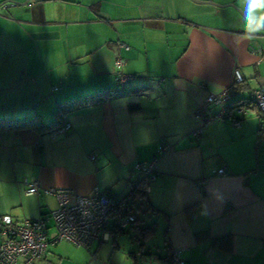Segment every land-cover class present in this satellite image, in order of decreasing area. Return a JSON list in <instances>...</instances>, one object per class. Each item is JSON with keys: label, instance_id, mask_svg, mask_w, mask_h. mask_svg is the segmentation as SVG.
I'll use <instances>...</instances> for the list:
<instances>
[{"label": "crops", "instance_id": "0c3cea01", "mask_svg": "<svg viewBox=\"0 0 264 264\" xmlns=\"http://www.w3.org/2000/svg\"><path fill=\"white\" fill-rule=\"evenodd\" d=\"M23 1L0 0V118L48 122L75 97L134 92L66 112L65 134L0 130V214L21 222L50 212V187H98L122 200L141 181L136 164L155 162L145 199L156 210H143L155 221L137 222L128 210L135 221L123 230L107 227L106 239L87 246L50 243L29 264H168L171 246L185 264H264L259 110L252 104L238 125L203 119L221 108L207 102L209 93L225 89L235 104L264 86V0ZM117 56L132 74L123 88ZM26 181H37L38 192L27 194ZM223 236L229 248L212 243Z\"/></svg>", "mask_w": 264, "mask_h": 264}, {"label": "built area", "instance_id": "2783aa9c", "mask_svg": "<svg viewBox=\"0 0 264 264\" xmlns=\"http://www.w3.org/2000/svg\"><path fill=\"white\" fill-rule=\"evenodd\" d=\"M117 44L119 48H128L124 42ZM256 53L261 54V50L256 49ZM123 65L124 59L117 56L114 67L116 81L120 87L125 86L132 78V74L123 72ZM240 81H242V75L236 69L235 82ZM206 100L219 104L221 108L214 116L204 117V122L228 118L232 125H238L242 116L253 104L259 110L262 128H264V86L252 89L247 97L235 104L228 101L229 95L225 89L218 93H209ZM70 129V122H65L54 132L65 134ZM89 158L94 159L95 154H89ZM154 164L152 159L139 162L135 167L136 171L142 174V184L146 193L154 178ZM216 173H224V167H219ZM26 184L24 191L27 194L38 192L37 181H26ZM45 191L57 199V207L50 212L34 218H25L21 222H13L9 214H0V224L5 233V238L0 241V264H14L19 258H22V264H29L42 256L50 243L61 240L76 246H87L93 240L106 239L107 227L121 230L135 221V215L125 211L122 203L118 204L120 199L112 193L102 192L98 187H94L90 193L85 194L75 193L66 187H50ZM49 223L54 228L51 237L48 236ZM167 262L168 264H185L178 247L169 248Z\"/></svg>", "mask_w": 264, "mask_h": 264}, {"label": "trees", "instance_id": "16d2710c", "mask_svg": "<svg viewBox=\"0 0 264 264\" xmlns=\"http://www.w3.org/2000/svg\"><path fill=\"white\" fill-rule=\"evenodd\" d=\"M123 87H125V86H123ZM123 87H121V88H123ZM133 92H134V90H131V89H125L122 91L121 89L116 88V89H110V90H100V91H97V92L92 93V94L75 97L71 100H67L66 102L59 104L54 118L48 122H42L40 119V116L38 114H31V115H27V116H23V117H19V118H0V130L5 129V128H9V129L15 128L16 129V128L28 127V128L34 129L38 132H43V131L53 132L59 126H61L65 123L62 120V116L66 112H68L72 109L82 107V106L87 105L89 103L102 101V100H110L113 98L123 96L125 94L133 93ZM136 108H138V105H135V104L130 105V109H136ZM261 128H262V124H261ZM262 130H264V128H262ZM145 195H146V192L144 191L142 179H141V181L138 182V184L135 187H133L125 196V198H128V199H125V198H123L124 200L120 199L118 204L124 203V201H125V203L127 204L125 211H128L131 209L128 205L134 201V198L136 196H145ZM144 204H145L147 209H151L153 211L156 210V208L152 206L151 202H149L146 199L144 201ZM195 205L196 204H191L190 206H188L186 208V210L188 211L190 208H192ZM152 229H153V226H149V227L140 229L139 232L141 235L144 236L145 233H150L152 231ZM121 230H123V229H121ZM224 240H225L226 244L223 243ZM212 243L216 246H222V247L226 246V248H229V246H230L229 236L214 238V239H212ZM167 261H168V259H167Z\"/></svg>", "mask_w": 264, "mask_h": 264}, {"label": "rangeland", "instance_id": "374dc122", "mask_svg": "<svg viewBox=\"0 0 264 264\" xmlns=\"http://www.w3.org/2000/svg\"><path fill=\"white\" fill-rule=\"evenodd\" d=\"M216 106H214V108H216ZM144 201H145V196H136L134 198V201L128 205L131 208L130 211H132L137 216V222L143 223V222L151 221L152 219L155 221L156 218H151L155 215H153L152 213L145 214V212H143V210L145 209ZM124 207L126 208L127 205L125 204ZM121 235L125 236L124 238L126 239L128 238L127 234H121Z\"/></svg>", "mask_w": 264, "mask_h": 264}, {"label": "water", "instance_id": "95a60500", "mask_svg": "<svg viewBox=\"0 0 264 264\" xmlns=\"http://www.w3.org/2000/svg\"><path fill=\"white\" fill-rule=\"evenodd\" d=\"M12 1H14V0H10V2H12ZM20 3L26 4V3H28V0H24L23 2H20ZM212 3H214V2H212Z\"/></svg>", "mask_w": 264, "mask_h": 264}, {"label": "clouds", "instance_id": "9594fccd", "mask_svg": "<svg viewBox=\"0 0 264 264\" xmlns=\"http://www.w3.org/2000/svg\"><path fill=\"white\" fill-rule=\"evenodd\" d=\"M261 26L264 27V23H262Z\"/></svg>", "mask_w": 264, "mask_h": 264}]
</instances>
